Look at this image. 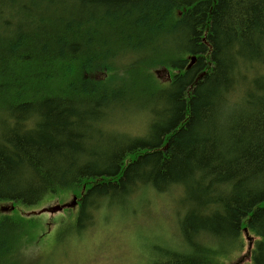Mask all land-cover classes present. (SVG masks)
Returning a JSON list of instances; mask_svg holds the SVG:
<instances>
[{
	"label": "trees",
	"instance_id": "trees-1",
	"mask_svg": "<svg viewBox=\"0 0 264 264\" xmlns=\"http://www.w3.org/2000/svg\"><path fill=\"white\" fill-rule=\"evenodd\" d=\"M144 190L178 203L152 264H226L249 235L264 264V0H0V203L72 195L81 233ZM26 223L0 216V264Z\"/></svg>",
	"mask_w": 264,
	"mask_h": 264
},
{
	"label": "rangeland",
	"instance_id": "rangeland-1",
	"mask_svg": "<svg viewBox=\"0 0 264 264\" xmlns=\"http://www.w3.org/2000/svg\"><path fill=\"white\" fill-rule=\"evenodd\" d=\"M123 46L119 45L117 49ZM158 77L165 80L166 74L161 72ZM129 91L124 92L122 101L147 100L136 98V93ZM163 106L164 103L161 108ZM119 117L124 119L117 124L119 130L147 131V125L143 126L140 117L133 115L126 119L125 114ZM147 192L136 193L125 209L92 210L96 220L81 233L66 230L78 210L72 195L64 199L50 197L31 209L20 204H13L14 208L10 209L9 204L0 203V216L13 214L18 218L21 215L36 221L35 227L33 223H26L30 228L20 248L25 264H152L158 254L154 248L156 244L174 246L178 243V203L174 194L160 196ZM67 204L69 208H65ZM58 205L63 208L53 210ZM253 241L249 235L243 250L223 258L226 264H251Z\"/></svg>",
	"mask_w": 264,
	"mask_h": 264
},
{
	"label": "water",
	"instance_id": "water-1",
	"mask_svg": "<svg viewBox=\"0 0 264 264\" xmlns=\"http://www.w3.org/2000/svg\"><path fill=\"white\" fill-rule=\"evenodd\" d=\"M62 208H63L62 205H58V206L54 207L53 210H61Z\"/></svg>",
	"mask_w": 264,
	"mask_h": 264
}]
</instances>
